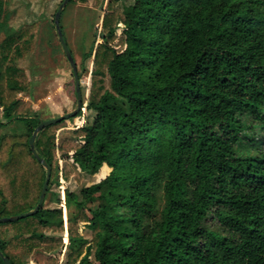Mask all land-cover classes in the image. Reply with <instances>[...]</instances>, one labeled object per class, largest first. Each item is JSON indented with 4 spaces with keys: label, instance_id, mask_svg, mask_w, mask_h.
I'll use <instances>...</instances> for the list:
<instances>
[{
    "label": "trees",
    "instance_id": "16d2710c",
    "mask_svg": "<svg viewBox=\"0 0 264 264\" xmlns=\"http://www.w3.org/2000/svg\"><path fill=\"white\" fill-rule=\"evenodd\" d=\"M105 1L84 53L94 61L93 119L61 148L73 152L66 181L111 170L85 190L65 189V218L48 204L65 120L44 126L35 137L52 169L44 202L0 222V252L12 264L37 252L59 264L66 246L63 264H79L86 225L99 264H264V0L68 4ZM8 3L0 0V218L33 209L47 175L29 143L43 118L20 96L31 80L18 60L37 27H13ZM13 121L24 131H5Z\"/></svg>",
    "mask_w": 264,
    "mask_h": 264
},
{
    "label": "rangeland",
    "instance_id": "374dc122",
    "mask_svg": "<svg viewBox=\"0 0 264 264\" xmlns=\"http://www.w3.org/2000/svg\"><path fill=\"white\" fill-rule=\"evenodd\" d=\"M62 0H8V9L11 12L10 24L13 27L26 22H35L37 27V37L34 48L26 56L18 60L29 79L31 88L23 92L20 96L25 100L31 111H36L41 118L47 119L64 114L76 108L77 94L75 78L72 65L61 44L57 28L55 25V13ZM132 0H127L130 3ZM106 1L100 7L92 6L91 2L67 3L63 9L61 23L65 40L74 55L78 66L81 80V90L84 101V109L76 116L65 120V125L57 131L56 149L57 176L58 183L52 185V192H59L61 202L56 200L54 194H49V205H62L64 216L67 218V208L65 206V189L80 191L89 188L94 183L104 178L111 168L104 163V167L99 172L88 175L83 173L81 180L72 177L66 181L63 177V169L72 159L73 152L66 153L61 146L65 144V139L71 138L69 130L91 122L93 112L86 108L89 94L91 70L94 67L93 55L84 60V53L89 50L95 31L100 29L102 16L105 10ZM122 28L118 29L121 32ZM4 34L0 33V40ZM101 38L96 36L95 43L101 42ZM0 119L2 110L0 109ZM25 129L22 122L13 121L6 125L5 131L8 133H21ZM81 231L88 242L86 253L79 264H99L97 249L92 241L93 233L86 226H81ZM65 242L68 243L67 232L64 233ZM66 246L58 254L59 264L65 260ZM24 264H46L47 256L39 252L23 256Z\"/></svg>",
    "mask_w": 264,
    "mask_h": 264
},
{
    "label": "water",
    "instance_id": "95a60500",
    "mask_svg": "<svg viewBox=\"0 0 264 264\" xmlns=\"http://www.w3.org/2000/svg\"><path fill=\"white\" fill-rule=\"evenodd\" d=\"M69 1L70 0H62L61 1L60 5H59V7L55 13V25L57 28L59 38L61 40V44H62L64 51H65L71 65H72V68H73V74H74L75 85H76V94H77V105H76L75 109L68 111L64 114H61V115H58L55 117H51V118H47V119H42L40 121V123L35 127L32 135L29 138L30 147H31V150L33 151L34 155L37 157V159H39L41 161L42 165L47 170V175H46V178H45V181H44L41 193H40L39 201L33 209L22 212V213L14 214L11 216L1 217L0 222L17 220V219H20L22 217L35 214L40 209V207L42 206V204L44 202V199H45V196H46V193L48 190V186H49V182H50L51 174H52V169H51V166L46 161V159L42 158L39 155V153L37 152V150L35 148V137H36L37 133L44 126L58 122V121H61V120H66V119L73 117V116H76L81 110L84 109V101H83V95H82V90H81V83H80L81 80H80V76H79L78 66L76 64V61H75L74 56L72 54V51H71L67 41L64 38L63 30H62V27L60 24L61 13H62L65 5H67V3ZM0 254L3 257L5 264H12L10 259L7 256L3 255L1 252H0Z\"/></svg>",
    "mask_w": 264,
    "mask_h": 264
}]
</instances>
